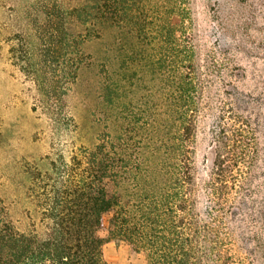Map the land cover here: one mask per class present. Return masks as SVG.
I'll return each instance as SVG.
<instances>
[{
    "label": "trees",
    "instance_id": "trees-1",
    "mask_svg": "<svg viewBox=\"0 0 264 264\" xmlns=\"http://www.w3.org/2000/svg\"><path fill=\"white\" fill-rule=\"evenodd\" d=\"M187 4L76 0L61 13H41L30 32L16 37L11 58L34 84L35 109L68 131L74 125L64 112V96L90 63L85 44L113 52L103 62L112 63V71L100 85L112 131L92 148L15 165L17 204L24 208L10 219L0 200V264H104L108 239L127 243L147 264H253L225 226L227 215L236 213L231 194L242 189L239 181L250 163L247 121L227 102L217 114L204 210L195 208L190 145L202 83L193 46L167 22L168 14L188 13ZM145 46L154 50L152 59ZM129 54L138 55L142 67L153 65L157 78L156 115L142 130L121 101L122 59H131ZM108 211L104 237L101 218Z\"/></svg>",
    "mask_w": 264,
    "mask_h": 264
},
{
    "label": "rangeland",
    "instance_id": "rangeland-1",
    "mask_svg": "<svg viewBox=\"0 0 264 264\" xmlns=\"http://www.w3.org/2000/svg\"><path fill=\"white\" fill-rule=\"evenodd\" d=\"M75 3L0 0V200L10 219L18 217L16 208H24L17 204L14 184L19 161L37 160L56 151L66 155L80 146L92 148L105 131H112L100 85L112 71L113 64L104 67L103 62L113 52L96 43L85 44L90 63L80 68L64 96V112L74 125L70 131L54 127L41 108L35 109L34 84L11 58L16 37L30 32L32 19L40 21L41 13L50 9L61 13ZM187 8L183 15L168 14L167 22L193 46L202 83L190 145L195 208L204 210L206 183L214 167L217 114L227 102L233 114L247 121L250 146L245 153L250 163L239 181L242 189L231 194L236 213L227 215L225 226L241 255L253 264H264V0H188ZM156 14L149 13L152 18ZM144 53L154 57L151 46H145ZM128 57L121 58L126 61L122 63L121 101L126 115H133L142 130L156 115L157 78L153 65L142 67L144 61L139 63L138 55ZM110 215V211L102 215L101 236L106 237ZM102 256L104 264H147L143 254L118 239L103 244Z\"/></svg>",
    "mask_w": 264,
    "mask_h": 264
}]
</instances>
